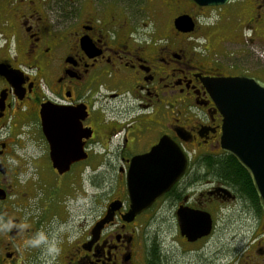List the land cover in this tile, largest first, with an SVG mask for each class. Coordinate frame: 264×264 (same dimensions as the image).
<instances>
[{"label": "flooded vegetation", "instance_id": "flooded-vegetation-1", "mask_svg": "<svg viewBox=\"0 0 264 264\" xmlns=\"http://www.w3.org/2000/svg\"><path fill=\"white\" fill-rule=\"evenodd\" d=\"M262 43L264 0H0V264H264V211L227 171L210 92L264 82ZM165 137L185 173L133 215V162ZM166 218L171 238L147 225ZM185 219L210 227L188 237Z\"/></svg>", "mask_w": 264, "mask_h": 264}, {"label": "water", "instance_id": "water-1", "mask_svg": "<svg viewBox=\"0 0 264 264\" xmlns=\"http://www.w3.org/2000/svg\"><path fill=\"white\" fill-rule=\"evenodd\" d=\"M197 1L201 5H223L228 0ZM175 25L184 33L193 31L195 26L187 16L178 18ZM0 74L7 76L10 73L0 65ZM211 83L212 98L224 118L222 148L248 173L264 211V82L257 78L236 77ZM186 165L187 156L182 148L168 137L163 138L150 154L134 160L132 171L142 173L139 185L146 194L143 199L133 198L132 214L143 211L175 184L184 175ZM109 219L108 216L105 222ZM187 223L188 229H184L183 224L182 227L188 237L196 232L199 237L200 230L210 227V220L206 225L199 220L194 224Z\"/></svg>", "mask_w": 264, "mask_h": 264}, {"label": "rangeland", "instance_id": "rangeland-1", "mask_svg": "<svg viewBox=\"0 0 264 264\" xmlns=\"http://www.w3.org/2000/svg\"><path fill=\"white\" fill-rule=\"evenodd\" d=\"M260 69H261V72L264 74V45L263 43L261 44V48H260ZM31 157V156H30ZM30 162V160H29ZM32 172V170L30 171ZM102 200H103V197H102ZM228 221H224L223 223L220 224V226L225 223H227ZM235 222V221H233ZM231 223V222H229ZM147 225H150L154 230H158L159 228H162L164 231H165V236L166 237H170L173 235V226L174 224L172 223V219L171 218H166L165 220L164 219H154V220H148V224ZM231 226V225H230ZM238 229V224H235L234 227H233V231L237 230ZM225 239H228V240H231L232 237L231 235H226ZM216 241V240H214Z\"/></svg>", "mask_w": 264, "mask_h": 264}, {"label": "trees", "instance_id": "trees-1", "mask_svg": "<svg viewBox=\"0 0 264 264\" xmlns=\"http://www.w3.org/2000/svg\"><path fill=\"white\" fill-rule=\"evenodd\" d=\"M231 158V160H230V162L228 163V167L230 168V169H228L227 171L228 172H230V173H238V172H241L242 174H243V176H239V174H238V177H242L243 179H245V180H248V177H247V175H245V173H244V170H243V168H241V167H238L235 163H238L237 162V160L235 159V158H233V157H230ZM233 166L235 167V168H233ZM239 170V171H236V170ZM234 171V172H233ZM221 172V171H220ZM222 172H224L223 170H222ZM225 173V172H224Z\"/></svg>", "mask_w": 264, "mask_h": 264}]
</instances>
